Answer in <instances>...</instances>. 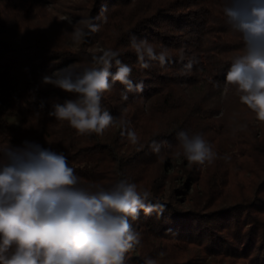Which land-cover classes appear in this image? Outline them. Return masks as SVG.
Here are the masks:
<instances>
[{"label":"trees","instance_id":"obj_1","mask_svg":"<svg viewBox=\"0 0 264 264\" xmlns=\"http://www.w3.org/2000/svg\"><path fill=\"white\" fill-rule=\"evenodd\" d=\"M59 1L0 0V147L37 142L63 152L84 184L107 188L126 179L150 192L146 203L164 204L162 215L141 211L130 220L140 244L126 253V264H198L200 252L208 264H264V122L225 85L244 47L226 22L225 0H80L75 27L54 16ZM77 28L87 32L80 42L71 35ZM133 36L157 52L168 49V63L150 61L142 69L130 46ZM106 49L132 67L134 84L143 83L142 92H128L124 100L125 86L110 77L113 86L101 100L103 110L137 133L138 145L121 135L119 125L102 136L79 135L49 115L53 105L76 95L44 84L42 77L69 66L80 72ZM190 60L195 63L186 71ZM116 70L113 61L110 71ZM3 109L15 113L19 125L7 121ZM232 113L240 127L229 125ZM180 131L202 134L220 158L201 166L175 157ZM231 133L224 150L220 139ZM179 194L188 209L174 202Z\"/></svg>","mask_w":264,"mask_h":264},{"label":"clouds","instance_id":"obj_2","mask_svg":"<svg viewBox=\"0 0 264 264\" xmlns=\"http://www.w3.org/2000/svg\"><path fill=\"white\" fill-rule=\"evenodd\" d=\"M222 11L244 45L242 54L232 60L225 85L233 86L240 103L264 122V0H225ZM79 23L98 30L90 20ZM71 35L80 42L87 32L77 28ZM130 46L142 69L149 68L150 61H158L161 67L168 63L166 48L157 52L152 43L135 36ZM118 55L112 49L102 50L80 72L64 68L44 75V84L76 95L74 100L53 105L49 115L67 121L79 135L102 136L119 125L121 135L138 145L140 139L127 122L101 107L103 94L113 86L110 77L125 86L124 100L128 92L143 91V83L134 84L130 78L132 67ZM113 61L115 73L110 71ZM194 63L190 60L185 70L191 71ZM177 140L179 150L173 155L189 165H211L220 158L200 133L180 131ZM151 147L160 151L155 141ZM150 195L126 179L107 188L84 184L63 152L37 142L0 147V264H126V253L140 244V234L130 220H137L141 211L150 216L165 210L159 202L146 203ZM145 264L156 261L146 259Z\"/></svg>","mask_w":264,"mask_h":264},{"label":"rangeland","instance_id":"obj_3","mask_svg":"<svg viewBox=\"0 0 264 264\" xmlns=\"http://www.w3.org/2000/svg\"><path fill=\"white\" fill-rule=\"evenodd\" d=\"M79 2H80V0H60L59 3L56 5V7H54V8H56L53 11L54 16L61 19L63 22H66L70 26L75 27L79 21V18H78V14H79L78 8H80ZM96 49H99V48H96ZM65 68H70L74 72L77 71L76 66H69V67H65ZM2 111L4 113V117L7 121H9L11 124H13L15 126L19 125L20 120H19V117L15 113L10 112L7 109H3ZM234 116H235V114L232 113L231 117H229V122H228L229 125H232L234 128L240 127V125L236 126V122H235L236 120L232 119ZM232 131H234V130H232ZM232 138H233V135L231 133V135L228 134L225 137L220 139V144L224 147L223 148L224 150L229 149V146H230L229 144H230V141L232 140ZM226 144H227V146H226ZM176 161L180 162L181 160L177 159ZM226 171H227L226 176H227V180H228L230 178L229 176H231V174L229 172L231 170L227 168ZM242 182L244 185L246 184V182H244L243 180H242ZM176 184L182 185V179L176 181ZM186 188L189 192H191L189 189L190 187H186ZM236 196H237V190H236V188H234L232 191L231 197L236 198ZM183 198H184V196L182 194L175 195L174 196V202L176 203L177 206L183 207L184 209H188V205L185 202L181 201V200H183ZM131 254L133 256L137 257L136 251H133ZM201 256H202V253L200 252L198 254V257H199L198 264H208L209 258H203Z\"/></svg>","mask_w":264,"mask_h":264}]
</instances>
